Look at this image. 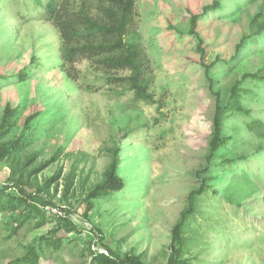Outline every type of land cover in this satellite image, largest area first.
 <instances>
[{
  "label": "rangeland",
  "instance_id": "obj_1",
  "mask_svg": "<svg viewBox=\"0 0 264 264\" xmlns=\"http://www.w3.org/2000/svg\"><path fill=\"white\" fill-rule=\"evenodd\" d=\"M49 1L0 0V74L8 76L0 81V120L7 103L20 106L10 138L24 135L29 141L20 162L36 154L26 173L59 153L25 188L35 191L62 170L58 191L54 184L51 194L56 205L69 208L66 214L81 232L59 231L64 242L55 250L40 238L58 225L52 211L46 209L50 219L45 225L28 222L16 233L10 214L0 213V264L24 256L30 246L40 250V264H98L89 246L118 255L135 253L146 264H166L172 228L188 194L206 177V191L197 198L185 231V257L192 264H264V136L247 127L252 118L264 122V81L242 85L248 90L243 106L251 116L225 111L231 145L207 163L216 92L226 104L244 73L264 75V33L236 53L242 36L255 34L264 21V0H137L130 32L140 35L152 61V91L161 106L134 101L126 84H110L107 74L86 58L75 63L78 81L69 77L58 30L44 18ZM215 1L218 8L198 20V39L190 33L191 16ZM24 69L28 77L20 81L17 73ZM115 148L125 186L95 199L85 216L86 193L102 179ZM11 162L0 164L2 185L9 182ZM72 170L74 185L68 199H62Z\"/></svg>",
  "mask_w": 264,
  "mask_h": 264
},
{
  "label": "trees",
  "instance_id": "obj_2",
  "mask_svg": "<svg viewBox=\"0 0 264 264\" xmlns=\"http://www.w3.org/2000/svg\"><path fill=\"white\" fill-rule=\"evenodd\" d=\"M219 5L220 3L215 1L213 4L204 6L201 13L191 16V35L200 39L196 32L198 20L210 11L216 10ZM136 17L137 0H50L45 5L44 14V18L52 22L58 30L62 66L69 77H72L76 82L78 81L79 71L75 67V63L80 58H86L90 60L92 67L107 74L110 84H126L127 89L134 93V101H144L148 104L161 106L163 102L157 100L152 91L156 78L152 61L141 42L140 35L130 32ZM259 27L255 34L242 36L237 44L236 53H239L247 41L250 42L254 36L264 33V21L260 22ZM198 50L202 56L205 55V48L202 47L201 41L198 44ZM233 59H236V55ZM32 60L34 61L35 58ZM213 65L214 62L211 63V66L206 67L207 70ZM118 70H128L130 74L126 76L110 75V72ZM26 71L24 69L17 73L20 81L27 79ZM7 77L0 74V81L7 79ZM250 79L263 82L264 75L257 72L244 73L241 79L235 81L231 87V93L226 104L221 103L220 95L216 92L217 105L213 118L214 128L209 141L208 164L217 151L227 150L231 145L233 137L224 130L223 125L225 111L231 109L242 115L251 116L249 110L243 106V99L248 90L242 86ZM120 95L123 93L121 92ZM21 114L20 106L7 103L0 120V164L5 160H12L9 182L0 184V213L10 214L14 224L12 233H16L28 222L35 221L36 227H41L49 222L50 216L47 214L45 206L56 205L51 194V188L55 184L54 192L57 193L58 183L62 176V170H58L44 183L38 185L35 191L26 190L25 187L30 179L54 163L58 159L59 153H55L27 173L24 171L36 158V154L30 155L23 162H20L21 153L29 141L25 139L24 135L10 138L12 130L18 126ZM37 115L38 112L30 114L25 125L29 126ZM247 127L249 130L259 133L260 136H264V122L261 119L252 118L247 121ZM119 151L118 148L111 149V161L105 168L102 179L87 191L85 216L94 208L95 199L106 196L110 192L121 190L125 186L124 179L118 172ZM204 169L206 171L208 167ZM75 175V171L72 170L65 177L62 199H68L75 182ZM207 184L208 178H203L199 188L188 194L187 206L181 211L179 220L172 228L170 254L166 264H192L184 255L187 250L185 231L195 213L197 198L206 191ZM13 188L17 192H10ZM65 212H70L69 208H66ZM61 230H64L65 234L81 232L79 226L66 214L59 216L56 228L40 238L55 250H60L65 237L64 234H58ZM89 249L93 254V260L98 264H146L142 256L135 253L118 255L110 251L109 248L108 252L99 249L94 250L91 246ZM41 258L40 250L35 246H30L24 256L10 260L6 264H40Z\"/></svg>",
  "mask_w": 264,
  "mask_h": 264
},
{
  "label": "built area",
  "instance_id": "obj_3",
  "mask_svg": "<svg viewBox=\"0 0 264 264\" xmlns=\"http://www.w3.org/2000/svg\"><path fill=\"white\" fill-rule=\"evenodd\" d=\"M45 209L52 211L57 216H65L66 212L59 205H47Z\"/></svg>",
  "mask_w": 264,
  "mask_h": 264
}]
</instances>
